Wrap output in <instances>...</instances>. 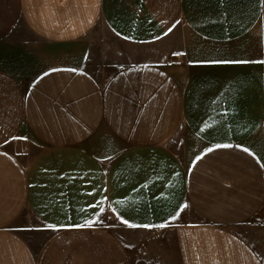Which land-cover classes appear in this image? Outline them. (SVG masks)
Segmentation results:
<instances>
[{
  "label": "crops",
  "instance_id": "crops-1",
  "mask_svg": "<svg viewBox=\"0 0 264 264\" xmlns=\"http://www.w3.org/2000/svg\"><path fill=\"white\" fill-rule=\"evenodd\" d=\"M0 264H264V0H0Z\"/></svg>",
  "mask_w": 264,
  "mask_h": 264
},
{
  "label": "rangeland",
  "instance_id": "rangeland-1",
  "mask_svg": "<svg viewBox=\"0 0 264 264\" xmlns=\"http://www.w3.org/2000/svg\"><path fill=\"white\" fill-rule=\"evenodd\" d=\"M125 44H126L125 42H120L118 40H114V45H115V48L117 49V53H119L121 51V49L123 48V49H127L129 51V53L131 52V54H132V52H134V54H132V55L135 58L142 55L143 50L135 51L134 50L135 48H132L134 46L133 44H131V43L130 44L128 43V45H125ZM117 53L115 52V55ZM119 56H120V54H119ZM89 61H91V60H89ZM98 67H99V63H92L89 66V68L92 70V72L99 75L101 79L105 78V76L108 74V71H110L111 68L112 69L115 68V66H113L111 68H108V71H105V70H99ZM169 145L172 146L173 148H176V146H177V135H175L171 139V141L169 142ZM8 148L11 149L12 152H14L16 155H18L21 159H23L25 161L33 153H35L37 150V147L26 142L25 139H23V138L15 139L13 142H11L8 145ZM29 217H30V215L26 211H24L21 214V216L13 223V227L17 228L18 231L25 233V236L27 235L28 239L33 243L34 246H36L40 243L41 240L36 239V238L34 239L32 237V234L29 233L28 230L24 231V229H22L25 220H27V218H29ZM251 219H253V218H251ZM95 222L100 224L101 226L105 227L106 229L112 231L113 233L118 234V235H120L122 233V230L124 229L123 222H119V220L115 216V214H113V212H111L107 207H104L101 210L99 215L95 218ZM19 228H21V229H19Z\"/></svg>",
  "mask_w": 264,
  "mask_h": 264
}]
</instances>
